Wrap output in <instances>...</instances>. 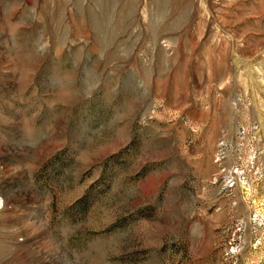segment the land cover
<instances>
[{
  "label": "rangeland",
  "instance_id": "1",
  "mask_svg": "<svg viewBox=\"0 0 264 264\" xmlns=\"http://www.w3.org/2000/svg\"><path fill=\"white\" fill-rule=\"evenodd\" d=\"M0 264H264V0H0Z\"/></svg>",
  "mask_w": 264,
  "mask_h": 264
}]
</instances>
